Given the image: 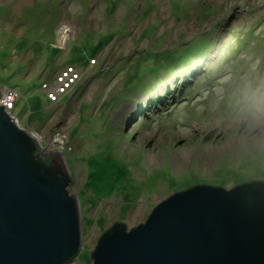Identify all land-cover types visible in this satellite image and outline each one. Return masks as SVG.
Here are the masks:
<instances>
[{
  "label": "rangeland",
  "instance_id": "rangeland-1",
  "mask_svg": "<svg viewBox=\"0 0 264 264\" xmlns=\"http://www.w3.org/2000/svg\"><path fill=\"white\" fill-rule=\"evenodd\" d=\"M261 80L264 0H0V101L17 93L20 124L79 197L69 264H94L108 229L177 192L264 181V127L240 102Z\"/></svg>",
  "mask_w": 264,
  "mask_h": 264
},
{
  "label": "water",
  "instance_id": "water-1",
  "mask_svg": "<svg viewBox=\"0 0 264 264\" xmlns=\"http://www.w3.org/2000/svg\"><path fill=\"white\" fill-rule=\"evenodd\" d=\"M4 107L0 264H69L84 246L79 197L69 194L59 154L20 129ZM92 258L94 264H264V181L177 192L146 223L108 229Z\"/></svg>",
  "mask_w": 264,
  "mask_h": 264
},
{
  "label": "clouds",
  "instance_id": "clouds-1",
  "mask_svg": "<svg viewBox=\"0 0 264 264\" xmlns=\"http://www.w3.org/2000/svg\"><path fill=\"white\" fill-rule=\"evenodd\" d=\"M60 90L61 89L59 87V92H61ZM59 92L57 90L54 91V93L52 92L53 94L56 95L55 98H58L61 95V93ZM52 93L51 92L48 93V95L51 98L53 97ZM240 98H241L240 102L246 108V115L250 120L251 124L254 127H264V80H261L256 83H252V82L246 83L241 89ZM0 105H2L1 101H0ZM5 112L9 114L6 108H5ZM18 120L20 121V118H18ZM23 130L26 131L25 128ZM26 132L30 135L28 131Z\"/></svg>",
  "mask_w": 264,
  "mask_h": 264
},
{
  "label": "built area",
  "instance_id": "built-area-1",
  "mask_svg": "<svg viewBox=\"0 0 264 264\" xmlns=\"http://www.w3.org/2000/svg\"><path fill=\"white\" fill-rule=\"evenodd\" d=\"M17 100H18L17 99V93L10 90L4 94V97H3V100L1 101V103L3 106H5L6 110L9 112V115L13 119V121H15L21 129H24V127L20 124V121L18 120V118L14 112V109L17 108V104H16ZM13 113L15 116H13Z\"/></svg>",
  "mask_w": 264,
  "mask_h": 264
},
{
  "label": "trees",
  "instance_id": "trees-1",
  "mask_svg": "<svg viewBox=\"0 0 264 264\" xmlns=\"http://www.w3.org/2000/svg\"><path fill=\"white\" fill-rule=\"evenodd\" d=\"M116 1H117V0H109V2H112L113 4H115ZM201 11H202V10H201ZM251 26H252V25H251ZM237 31H238V32H241L242 30H241V28H238ZM249 35L251 36V35H253V33L250 32ZM205 37H208V36L205 35V34H202V35L199 37V39L196 40V41L194 42V44L198 45V47H200V46H202V47H206V46L202 45L203 42H201V41H203V39L209 40V39H207V38H205ZM202 38H203V39H202ZM209 38H210V37H209ZM210 40H211V38H210ZM235 41H236V39H235ZM237 41H238V42H237ZM237 41H236V42H237V43H236V44H237L236 51H239V48L241 47L242 42H241V39L239 40L238 38H237ZM244 41H245L244 44H246L247 41H248V39H245ZM240 43H241V44H240ZM240 50H241V48H240ZM236 51H235V52H236ZM153 55H156V54L153 53ZM143 91H145V89H144Z\"/></svg>",
  "mask_w": 264,
  "mask_h": 264
},
{
  "label": "bare ground",
  "instance_id": "bare-ground-1",
  "mask_svg": "<svg viewBox=\"0 0 264 264\" xmlns=\"http://www.w3.org/2000/svg\"><path fill=\"white\" fill-rule=\"evenodd\" d=\"M221 61V60H220ZM4 97V96H3ZM17 111V109H14V112H16ZM13 116H15L14 115V113H13ZM34 136V135H33ZM35 137V136H34ZM38 141H41V137L39 136V135H36V137H35Z\"/></svg>",
  "mask_w": 264,
  "mask_h": 264
},
{
  "label": "flooded vegetation",
  "instance_id": "flooded-vegetation-1",
  "mask_svg": "<svg viewBox=\"0 0 264 264\" xmlns=\"http://www.w3.org/2000/svg\"><path fill=\"white\" fill-rule=\"evenodd\" d=\"M48 160H50V159H48ZM259 181H261V180H259ZM248 183H250V182H248Z\"/></svg>",
  "mask_w": 264,
  "mask_h": 264
}]
</instances>
